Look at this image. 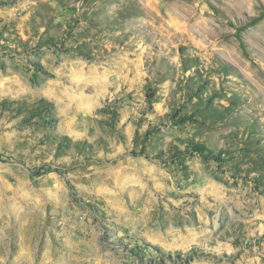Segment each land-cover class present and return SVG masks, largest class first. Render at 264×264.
Wrapping results in <instances>:
<instances>
[{"label":"rangeland","instance_id":"obj_1","mask_svg":"<svg viewBox=\"0 0 264 264\" xmlns=\"http://www.w3.org/2000/svg\"><path fill=\"white\" fill-rule=\"evenodd\" d=\"M0 264H264V0H0Z\"/></svg>","mask_w":264,"mask_h":264},{"label":"trees","instance_id":"obj_2","mask_svg":"<svg viewBox=\"0 0 264 264\" xmlns=\"http://www.w3.org/2000/svg\"><path fill=\"white\" fill-rule=\"evenodd\" d=\"M197 149H198V150H197L198 152H201V151H202V150H201V149H199V148H197Z\"/></svg>","mask_w":264,"mask_h":264}]
</instances>
